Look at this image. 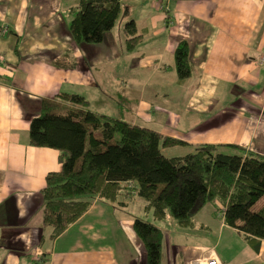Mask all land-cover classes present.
Wrapping results in <instances>:
<instances>
[{"label":"crops","instance_id":"1","mask_svg":"<svg viewBox=\"0 0 264 264\" xmlns=\"http://www.w3.org/2000/svg\"><path fill=\"white\" fill-rule=\"evenodd\" d=\"M79 2L0 0V240L12 245L5 251L7 264H22L28 248L31 264H146V249L133 229L127 239L106 241L108 230L118 229L111 207L135 196L112 203L97 197L58 237L44 224L47 174L62 167L60 150L30 143L31 119L45 99L62 112L90 108L115 117L106 106L109 97L117 98L118 116L130 109L135 124L157 117L155 129L187 142L172 147L192 151L201 143H235L264 155V0H122L123 21L135 19L141 34L132 55L122 21L119 46L127 66L136 69V84L117 72L113 30L94 47L74 40L70 23ZM141 4L147 10L139 17ZM181 40L189 43L193 69L179 82L175 52ZM63 94H80L89 105ZM164 100H172V111ZM217 201L205 204L194 225L176 223L174 232L165 231L162 264H208L213 258L264 264V242L256 250L222 211L219 219L212 206Z\"/></svg>","mask_w":264,"mask_h":264},{"label":"trees","instance_id":"2","mask_svg":"<svg viewBox=\"0 0 264 264\" xmlns=\"http://www.w3.org/2000/svg\"><path fill=\"white\" fill-rule=\"evenodd\" d=\"M122 0H80L70 31L78 44L101 43L116 25ZM126 47L133 50L141 34L135 19L124 27ZM179 82L192 73L190 46L181 40L175 52ZM57 64V60H55ZM58 65V64H57ZM88 107L80 94H63ZM30 122V143L60 150L62 167L47 174L43 188V222L53 237L63 234L97 197L109 202L137 196L158 219L169 214L180 226L194 225L195 215L213 200L222 201L225 221L259 250L264 242V155L235 143H201L182 156L166 147L187 144L161 131L91 109H59L50 99ZM130 198V197H129ZM133 227L146 249V264H162L164 228L136 217Z\"/></svg>","mask_w":264,"mask_h":264},{"label":"rangeland","instance_id":"3","mask_svg":"<svg viewBox=\"0 0 264 264\" xmlns=\"http://www.w3.org/2000/svg\"><path fill=\"white\" fill-rule=\"evenodd\" d=\"M63 2L70 3V2H72V0H63ZM137 3L138 2H136L135 4H137ZM141 5L143 7V10L140 12L139 17L141 16V13L143 14V12H145L144 10H147L146 4H141ZM125 12L126 11H124V12L122 11L116 25L113 27V29L110 30V31L113 30L112 37H113L114 43L117 45L116 47L119 51V53L116 52V55H115V58H116L115 66H116L118 73H120L121 75L127 76L126 79H128V77H129V79L133 80V84H136L137 81L134 80V77L136 75V69H135V67H131V65L127 66V63H125V60L123 59V56H122L124 51L119 46L120 36L121 35L123 36L122 31H121V24H122ZM125 21H123L124 27H125V25H124ZM105 43H107V42H105ZM98 44L99 43H97V44H84V46H85V48H87L89 46H93V47L97 46ZM138 47H139V42L136 44L135 49H133L135 51H134V53H131L132 55L136 54L139 51ZM154 66H155V60H152L151 68ZM141 79H140V81H141ZM155 81H156V79H153V82H155ZM115 90H116V88H115ZM109 99H110L111 105L106 106L107 107V111H106L107 113L113 114V116H115V117H123L121 119L126 120L128 122L133 121L132 117H131L132 113L129 112L130 109L123 112L122 116H118L119 106H120L118 99L115 98V100H114L111 97H109ZM102 103L104 104L103 101H102ZM164 105L166 107H168V109H170V111H172V109L174 108V103L172 102V100H164ZM174 112H177V111H174ZM104 114H106V113H104ZM158 119L159 118L154 117L152 123H147V122L137 120V123L141 124V125H146L148 127L155 129V127H157L156 125H158V122H156V121H158ZM164 120L167 123H169L166 116H164ZM172 148H174V149H170L169 151H167V155L182 156V155H185V154L191 152V151H189L188 145H179V146L172 147ZM128 201H129V203L127 205L118 206L117 204H115L117 208L111 207V209H110L111 215L110 216L112 218L116 217L119 219L118 229H116L114 227L109 229L108 233H110V236L107 238L106 241H109V242L115 241L116 235L117 236L120 235L121 237L127 239V237L124 236V234L128 232L129 228L133 229L134 234H136V236H138L134 230V227H133V221L137 216L156 223L160 227L164 228V230L167 232H174L177 229L176 228V221L171 214H169L167 216V218H165V219H158L153 215L152 211H147L146 209H144V206L146 204V201L144 199L135 196L133 198L128 199ZM109 203H112V202L109 201ZM263 204H264V197L256 202L254 208L256 210H259V209H261ZM212 206L215 208V210L219 208L216 213L218 214V218L222 219L223 203L222 202L220 203V201H217ZM214 214H215V212H213V216H214ZM193 242L194 243L196 242L194 237H193ZM9 243H10L9 241L4 242V240H0V264H7V262H8V261L4 262V259H5L4 255H5V251L9 250L12 247V245L10 244L9 247H7L4 244L8 245ZM86 244H88V243H86ZM201 244H203V243H201ZM131 250L134 251L137 249L132 248ZM26 251L27 252L25 253V255L22 256V264H31V258L32 257H31V255L30 256L28 255V252H31V249L28 248V249H26Z\"/></svg>","mask_w":264,"mask_h":264},{"label":"built area","instance_id":"4","mask_svg":"<svg viewBox=\"0 0 264 264\" xmlns=\"http://www.w3.org/2000/svg\"><path fill=\"white\" fill-rule=\"evenodd\" d=\"M208 264H220L216 258L210 259Z\"/></svg>","mask_w":264,"mask_h":264}]
</instances>
